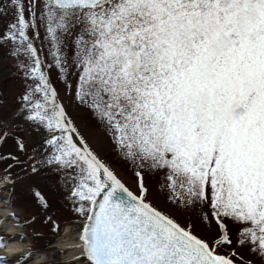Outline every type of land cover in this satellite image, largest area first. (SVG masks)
Returning a JSON list of instances; mask_svg holds the SVG:
<instances>
[{"label":"snow or ice","instance_id":"snow-or-ice-1","mask_svg":"<svg viewBox=\"0 0 264 264\" xmlns=\"http://www.w3.org/2000/svg\"><path fill=\"white\" fill-rule=\"evenodd\" d=\"M3 61L0 264L41 254L12 231L41 214L73 264H264V0H0Z\"/></svg>","mask_w":264,"mask_h":264},{"label":"rangeland","instance_id":"rangeland-1","mask_svg":"<svg viewBox=\"0 0 264 264\" xmlns=\"http://www.w3.org/2000/svg\"><path fill=\"white\" fill-rule=\"evenodd\" d=\"M45 55H47V52H45ZM12 61H3L0 62V69L4 68H11ZM53 83L54 85L58 88V91L60 92V97L62 102L68 107L69 112L77 118V122L81 123L84 120L87 119V114L78 109L75 104L72 102L71 98L69 95L66 93L64 86L62 83L58 82L55 79V74H53ZM23 87V82L20 76H13L11 72H9L8 76L5 79H0V93L4 91L5 88L9 90V97L13 95L14 93L20 91ZM19 135H21L26 141L29 142V149L28 151L31 153L32 152V147H31V140L30 136L26 135L23 130L19 132ZM96 136L97 139L99 140L102 150H101V155L104 156V158L118 171L121 172L122 175L125 176L126 179L129 180V183H132V180L128 173L131 170V163L124 161L120 156H118L117 153L113 150L112 145L110 142L104 138L103 134V129H97L96 130ZM15 151V149L11 146V142L9 143V146L0 149L4 154H7L9 151ZM3 163L0 162V169L3 168ZM22 188L26 187L24 185L21 186ZM52 203H53V209H60V216L61 220H67L71 219V212L69 208L65 205L59 191H56L55 194L52 195ZM24 208V211H20L19 214L23 216H29L31 214V208H27L25 205L22 203L18 202L17 205V210ZM43 215L41 214V219L38 220L34 225L30 227H24V228H16L17 231L19 232H25L27 233L30 237L35 236L37 233H39V238L38 239H31L29 241L30 245L35 248V249H42L43 251L41 254H48L49 255V250L52 245L57 244L58 240L64 235V226L63 224L62 229H63V234L62 235H57L55 232L52 231V226L44 224L43 222ZM9 223H15V221H9ZM57 248H60L59 246L53 247V254L56 255L58 253L56 251ZM50 256V255H49ZM59 257L61 259H65L62 256H56L53 258H50L49 264H54V261L56 258ZM68 264H73V261H67ZM33 264V263H32Z\"/></svg>","mask_w":264,"mask_h":264},{"label":"bare ground","instance_id":"bare-ground-1","mask_svg":"<svg viewBox=\"0 0 264 264\" xmlns=\"http://www.w3.org/2000/svg\"><path fill=\"white\" fill-rule=\"evenodd\" d=\"M0 204H2V202H0ZM2 211L3 210L0 209V214H2ZM12 231L19 232L17 231L16 228L12 229ZM76 243H77V234L74 231V226L69 225L67 227H64V235H62V237L58 240L57 244L52 245L49 250L50 256L48 254L46 255L40 254L36 257V259L32 261V263L33 264H48L51 261L50 258L59 256V255L61 257V254L59 252L56 253V255L52 253L54 251L53 247H57V246L63 249H68L67 255L62 256L63 258H65L66 261L74 260V257L78 255V253L73 248V245H75Z\"/></svg>","mask_w":264,"mask_h":264},{"label":"clouds","instance_id":"clouds-1","mask_svg":"<svg viewBox=\"0 0 264 264\" xmlns=\"http://www.w3.org/2000/svg\"><path fill=\"white\" fill-rule=\"evenodd\" d=\"M20 246L19 245H14V246H10L8 249L4 250L7 253H10L14 250H17Z\"/></svg>","mask_w":264,"mask_h":264}]
</instances>
